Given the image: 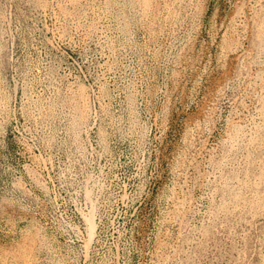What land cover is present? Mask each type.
Returning a JSON list of instances; mask_svg holds the SVG:
<instances>
[{
    "label": "rangeland",
    "instance_id": "obj_1",
    "mask_svg": "<svg viewBox=\"0 0 264 264\" xmlns=\"http://www.w3.org/2000/svg\"><path fill=\"white\" fill-rule=\"evenodd\" d=\"M0 264H264V0H0Z\"/></svg>",
    "mask_w": 264,
    "mask_h": 264
}]
</instances>
